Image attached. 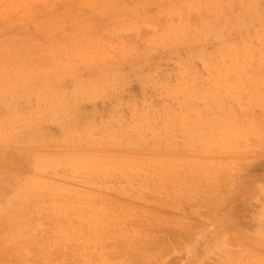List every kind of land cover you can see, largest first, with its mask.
I'll return each mask as SVG.
<instances>
[{"label":"rangeland","instance_id":"374dc122","mask_svg":"<svg viewBox=\"0 0 264 264\" xmlns=\"http://www.w3.org/2000/svg\"><path fill=\"white\" fill-rule=\"evenodd\" d=\"M0 264H264V0H0Z\"/></svg>","mask_w":264,"mask_h":264},{"label":"bare ground","instance_id":"6f19581e","mask_svg":"<svg viewBox=\"0 0 264 264\" xmlns=\"http://www.w3.org/2000/svg\"><path fill=\"white\" fill-rule=\"evenodd\" d=\"M167 165H168V164H167ZM100 209H101V208H100ZM98 210H99V209H98ZM98 212L102 213L100 210H99ZM89 234H91V233H89ZM89 234H88V235H89ZM91 236H92V235H91ZM103 236H104V235H102V237H103ZM93 238H94V237H92L91 239H93ZM102 239H103V238H102ZM134 249H135V248H134ZM136 249H137V248H136ZM138 249H139V248H138ZM141 249H142V248H141ZM141 249H140V250H141ZM144 250H145V249H144ZM82 251H83V250H82ZM138 251H139V250H138ZM133 252H134V250H133ZM82 254H83V252H82ZM89 255H90V254H89ZM133 255H134V253H133Z\"/></svg>","mask_w":264,"mask_h":264}]
</instances>
